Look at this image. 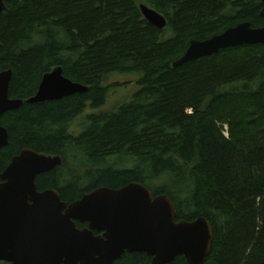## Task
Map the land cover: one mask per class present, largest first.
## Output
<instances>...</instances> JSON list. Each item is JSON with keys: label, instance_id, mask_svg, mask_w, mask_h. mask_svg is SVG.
<instances>
[{"label": "trees", "instance_id": "trees-1", "mask_svg": "<svg viewBox=\"0 0 264 264\" xmlns=\"http://www.w3.org/2000/svg\"><path fill=\"white\" fill-rule=\"evenodd\" d=\"M140 3L164 16V29L144 19ZM5 6L0 72L12 71L9 97L33 96L43 74L57 66L88 90L24 102L0 116L8 134L0 173L26 148L59 155L61 166L36 177L39 191L54 189L71 203L98 187L137 182L174 202L175 221L210 222L204 264H264V45L172 67L193 39L241 22L264 26L262 0H10ZM113 73H140V88L130 101L95 112ZM87 110L74 133L71 124ZM150 261L143 252H125L113 264ZM170 264L188 263L177 256Z\"/></svg>", "mask_w": 264, "mask_h": 264}, {"label": "water", "instance_id": "water-1", "mask_svg": "<svg viewBox=\"0 0 264 264\" xmlns=\"http://www.w3.org/2000/svg\"><path fill=\"white\" fill-rule=\"evenodd\" d=\"M7 1L0 0V14ZM262 3L260 15L264 16ZM139 9L148 23L165 28L162 14L144 3ZM249 44L264 45V26L241 22L210 38L193 39L172 67ZM11 76L10 69L0 72V116L24 102L59 100L88 90L87 85L65 77L57 66L43 74L33 96L11 99ZM7 143V130L0 124V148ZM61 164L59 155L26 148L0 173V262L113 264L125 252H143L151 257L149 264H170L177 256H184L188 264H204L213 238L206 218L175 221L174 202L137 182L119 189L98 187L71 203L62 201L54 189L39 191L36 177ZM76 222L86 226L78 228Z\"/></svg>", "mask_w": 264, "mask_h": 264}, {"label": "rangeland", "instance_id": "rangeland-1", "mask_svg": "<svg viewBox=\"0 0 264 264\" xmlns=\"http://www.w3.org/2000/svg\"><path fill=\"white\" fill-rule=\"evenodd\" d=\"M169 36L170 34L167 32L165 37ZM140 77V73H113L108 75L104 81V85H107L109 88L106 100L103 106L93 111L99 112L113 110L120 104L130 101L133 94L140 88L138 84ZM89 111L92 110L85 111L71 124V129L76 130L74 133H78L80 131L79 127L81 126L83 116L89 114Z\"/></svg>", "mask_w": 264, "mask_h": 264}]
</instances>
